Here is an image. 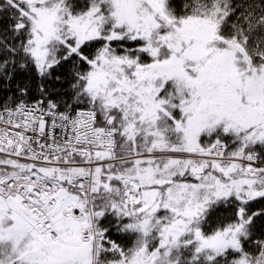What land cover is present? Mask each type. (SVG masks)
<instances>
[{
	"label": "snow or ice",
	"instance_id": "6c2138e0",
	"mask_svg": "<svg viewBox=\"0 0 264 264\" xmlns=\"http://www.w3.org/2000/svg\"><path fill=\"white\" fill-rule=\"evenodd\" d=\"M0 264H264V0H0Z\"/></svg>",
	"mask_w": 264,
	"mask_h": 264
}]
</instances>
